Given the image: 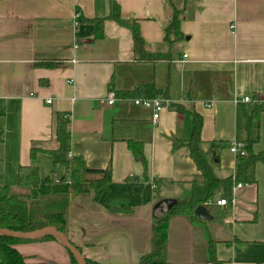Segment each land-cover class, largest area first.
Returning a JSON list of instances; mask_svg holds the SVG:
<instances>
[{
  "label": "crops",
  "instance_id": "crops-1",
  "mask_svg": "<svg viewBox=\"0 0 264 264\" xmlns=\"http://www.w3.org/2000/svg\"><path fill=\"white\" fill-rule=\"evenodd\" d=\"M171 1L0 0V175L19 191V169L38 168L39 185L25 191L32 201L67 197V238L101 264H139L151 252L156 214L164 204L188 201L202 179L185 150L173 151L175 139L192 135L191 113L203 118L207 164L224 179L235 174L230 145L248 136L244 113L252 104L240 100L264 95V0ZM175 9L183 36L165 40ZM135 24L150 60L134 50ZM143 85H154L158 95L124 94ZM147 97L164 102L157 123L151 108L135 103ZM59 117L69 121L68 157L111 169L110 184L71 192L68 169L51 154L60 147ZM252 138L254 152L264 151V111ZM255 177V184L235 186L227 205L204 204L212 220L171 217L167 261L210 264L213 240L222 264H264V162ZM16 247L29 264H73L60 241Z\"/></svg>",
  "mask_w": 264,
  "mask_h": 264
},
{
  "label": "trees",
  "instance_id": "trees-1",
  "mask_svg": "<svg viewBox=\"0 0 264 264\" xmlns=\"http://www.w3.org/2000/svg\"><path fill=\"white\" fill-rule=\"evenodd\" d=\"M167 2L172 5L171 0H167ZM180 13L179 10H174L173 20L165 30V40H169L171 34L176 39H180L183 36L180 27ZM118 16V14H113V17ZM132 30L134 50L139 54V60H150L153 58L152 55L146 54L144 51V42L137 24L133 26ZM140 90H146L148 97H156L159 92L155 89L154 85H143L134 93L124 94L134 95ZM259 101L260 97L254 96L251 102V112L244 113L245 128L248 136L243 142L246 145L247 152L245 155H238L236 157L235 174L224 179L217 178L212 174L205 155L200 148L202 143L203 118L198 113H191L193 119L192 135L189 139H175L173 142V151L185 150L201 171L202 179L193 182L191 197L188 201L172 205L162 217L154 222L151 252L144 255L139 264H172L166 258L168 224L171 217L188 216L191 220H199L200 218L195 214V210L199 205H204L208 202L216 203L219 197L230 199L233 194V189L237 184L250 185L256 183L255 167L258 163L264 162V151L259 153L254 152L253 144L256 141L252 138L253 124L260 122L261 114L264 111V103H260ZM173 105L180 112L184 111L181 105ZM4 114L5 111L0 106V116ZM56 132L60 147L55 151H51V154L56 163L62 164L68 169L71 192L73 194L79 195L95 191L112 182L111 169L93 170L87 167L80 157H68V153L71 151V131L67 118H58ZM2 141L3 137L0 133V143ZM129 147H131L137 156L142 157L141 153L137 150L140 147L139 144L131 142L129 143ZM210 150L214 154L216 150L215 145ZM35 153L36 151H33V154ZM143 160L145 163V173H147L148 163L144 157ZM39 183V170L36 167L23 166L19 169V191H14L7 186L3 181V177L0 175V228L10 231L32 232L47 227H54L68 237V198L64 196L45 197L40 201H32L25 189L31 186H38ZM48 240L58 241L54 236L26 240L0 234V264H29L27 263V257L19 252L16 244ZM209 242L210 264H222L216 256V242L213 240ZM79 251L81 252L80 249ZM68 252L71 256L72 263L78 264L72 253L69 250ZM85 261L87 264H101L87 258H85Z\"/></svg>",
  "mask_w": 264,
  "mask_h": 264
},
{
  "label": "water",
  "instance_id": "water-1",
  "mask_svg": "<svg viewBox=\"0 0 264 264\" xmlns=\"http://www.w3.org/2000/svg\"><path fill=\"white\" fill-rule=\"evenodd\" d=\"M170 207V205L164 204L163 209L159 211L158 214H156L157 217H162L169 210ZM195 214L203 220L213 219V216L210 215L205 205H199L195 210ZM0 234L26 240H36L44 238L46 236H54L56 239H58V241L62 243V245L66 249H68L72 253L78 264H87L84 256L79 251V249L72 242H70L69 239L63 233H61L54 227H47L32 232L10 231L0 228Z\"/></svg>",
  "mask_w": 264,
  "mask_h": 264
},
{
  "label": "built area",
  "instance_id": "built-area-1",
  "mask_svg": "<svg viewBox=\"0 0 264 264\" xmlns=\"http://www.w3.org/2000/svg\"><path fill=\"white\" fill-rule=\"evenodd\" d=\"M115 97H116L115 93L113 91H110L108 93V97H107L108 103L113 104L115 101ZM240 101L244 102V103H247V102L251 103L253 101V97L246 96V97H243ZM259 102L264 103V95L262 97H260ZM47 103H49V104L52 103V99H48ZM135 103L137 105H142V106H146V107L151 108L153 111L152 121H153V123L158 122V120L160 118V114L164 109L163 100H161L159 98H141V99H136ZM230 151L236 156L245 155L247 152L246 151V145L244 142H233L230 145ZM70 156H71V154H70ZM241 186H242L241 184H238V185H236V188L241 187ZM216 204L219 206H225L228 204V200L226 198H220L217 200Z\"/></svg>",
  "mask_w": 264,
  "mask_h": 264
},
{
  "label": "rangeland",
  "instance_id": "rangeland-1",
  "mask_svg": "<svg viewBox=\"0 0 264 264\" xmlns=\"http://www.w3.org/2000/svg\"><path fill=\"white\" fill-rule=\"evenodd\" d=\"M209 209L211 210V208L209 207ZM212 211V210H211Z\"/></svg>",
  "mask_w": 264,
  "mask_h": 264
}]
</instances>
